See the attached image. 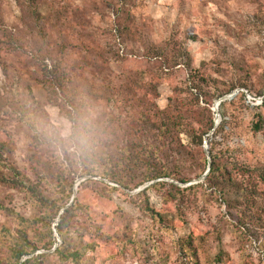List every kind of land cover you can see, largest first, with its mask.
<instances>
[{
	"label": "rangeland",
	"instance_id": "rangeland-1",
	"mask_svg": "<svg viewBox=\"0 0 264 264\" xmlns=\"http://www.w3.org/2000/svg\"><path fill=\"white\" fill-rule=\"evenodd\" d=\"M263 96L264 0H0V264H18L20 232L40 248L23 260L77 264L54 254L56 233L54 249H41L62 218L70 237L88 230L85 242H99L79 264H264ZM165 113L184 125L159 138L152 123ZM139 137L151 159L123 168L124 186L72 175L59 187L78 144L121 150ZM212 156L234 177L245 172L239 181L257 197L226 206L201 180ZM11 168L61 207L81 181L78 209L52 222L56 209L13 187ZM158 169L167 177L152 180Z\"/></svg>",
	"mask_w": 264,
	"mask_h": 264
},
{
	"label": "trees",
	"instance_id": "trees-1",
	"mask_svg": "<svg viewBox=\"0 0 264 264\" xmlns=\"http://www.w3.org/2000/svg\"><path fill=\"white\" fill-rule=\"evenodd\" d=\"M264 97V96H263ZM204 103L208 105L207 101L205 100ZM198 104H200V99H198ZM155 120L152 124L154 127L155 133H158L159 138H163L166 134L174 135L175 133L179 132L182 129V126L184 125V118L182 117H176L174 118L173 122L170 121V118H168V114L165 113V121L161 124V126H158V117L155 116ZM168 121V122H166ZM151 122L149 119V116L146 115L142 117V120L137 124V127L141 129V131L146 133L147 125ZM222 127L220 130H226L228 129V121L224 120ZM264 124V120L262 117H259V122L255 124L254 129L256 132H259L262 130ZM215 125L213 121H211L210 126H208L207 130L202 132L201 134H197L198 132L195 130H192V133L197 134L200 145L203 143V136L206 134H209L211 131L215 129ZM90 131V130H89ZM218 129H215L216 136ZM191 133V134H192ZM81 136H78L77 139H80ZM140 142L137 143L136 147L134 148H123L121 150H107V151H100L98 149H95L91 146L84 147L83 144H78L75 146L74 154H72L74 162L65 164L63 170L60 172V177H58V185L59 187L63 188L64 184L63 181H66L68 178H70L72 175L76 176H89L88 182H94L91 181V178H97L101 177L103 179H108L113 181L114 183L118 185L124 186L122 180H120L121 175L120 171L128 167L131 171L135 170V165L142 164L144 162L148 163L150 162V154L149 151L144 147L137 148L138 146L144 145L146 143V140L139 137ZM5 154V148L4 145L0 143V159L4 157ZM64 164V163H63ZM232 164V163H231ZM233 166V165H231ZM13 171V180L10 182L13 187L15 188H26L28 189L35 197L37 198V201L48 208L56 209V212L54 214V217L51 218L52 222L58 218L60 212L64 210L71 201H69L65 206H57L55 201H51L49 199L43 198V197H37L35 193V188H31L26 184V180L21 176V174L18 172L17 169L11 168ZM239 174L237 177L233 176L234 172L229 169L228 165L221 164L218 159L215 156H212V163L210 167V172L207 175L205 179V183L209 186L211 190H213L214 193L218 194L220 196V199L223 200L226 206L229 208L232 207V199L237 198L239 200H245V199H255L257 197V189L255 187L250 186H244L242 182L239 181L238 176L243 178L246 176L245 172L239 170ZM167 177L166 172L157 170V173L153 175V177H150L152 180L161 179ZM259 179L264 181V173H260L258 175ZM5 179L2 178L0 181H4ZM104 184V183H101ZM75 189V179L73 180V183L70 185V190L73 194ZM79 207V204L77 202V199H75L73 205H71L69 208L65 210V213L68 214L70 212H73L74 210H77ZM0 209H3V206L0 204ZM87 209V208H85ZM158 218L162 219V216L157 215ZM65 219L62 218V221L60 224L56 227L57 233L59 237L62 240V246L60 248H56L54 254H56L59 259L62 261L68 262L71 261L73 263H81L83 258L86 256L88 252L95 253L97 247L99 246L98 241H92V238H90V242H85V236L86 234L90 235L91 232L88 230H82L80 232L78 240L70 237V231L67 229L68 224H64ZM94 226V232L93 235H97L99 239L106 240L107 236L103 235L102 228ZM50 229V243L45 244L41 249H44L46 251H51L55 247V242H53V236L55 234L54 230H51V221L49 225ZM39 247L31 241L27 234L24 232H20L18 237L14 239V246L11 249L13 259L16 261V263L21 264V261L25 257H29L33 255L36 251H39ZM189 249V248H188ZM48 254H44L41 256L33 257L31 259L25 260L23 264H43V260L45 257H47ZM195 257V255L193 254ZM43 259V260H42Z\"/></svg>",
	"mask_w": 264,
	"mask_h": 264
},
{
	"label": "water",
	"instance_id": "water-1",
	"mask_svg": "<svg viewBox=\"0 0 264 264\" xmlns=\"http://www.w3.org/2000/svg\"><path fill=\"white\" fill-rule=\"evenodd\" d=\"M239 94H240V91H235V92H233V93L230 94V95L224 96V97L221 98V99L219 100V102L215 105V110H218L219 107H220V105H221L223 102H226V101H232V100H234ZM261 102H262V103L264 102V97L261 99ZM219 124H220V122H219V117H218V119H217V121H216L215 129L219 126ZM215 129L211 132V135H214ZM205 144H206V143H205ZM206 150H207V148H206ZM207 154L209 155V152H207ZM210 167H211V165L209 164L208 171H207V173L203 176V178H202L201 180H205V179H206L207 175H208L209 172H210ZM80 184H81V181H79V182L77 183V186H76L75 189H74V194H73L72 200H71L70 204H69V205H68V206H67V207L61 212V214L59 215V219H58V221L61 220L63 214L65 213V210H66L67 208H69L71 205H73V203H74V201H75V199H76V196H77V194H78V187H79ZM56 227H57V225L54 227V232L56 233V235H57V237H58V233H57V229H56ZM54 251H55V249H54ZM24 262H25V260H22V261H21V264H23Z\"/></svg>",
	"mask_w": 264,
	"mask_h": 264
}]
</instances>
